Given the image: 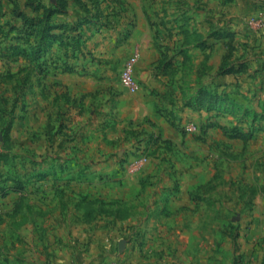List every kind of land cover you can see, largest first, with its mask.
<instances>
[{
    "label": "rangeland",
    "instance_id": "374dc122",
    "mask_svg": "<svg viewBox=\"0 0 264 264\" xmlns=\"http://www.w3.org/2000/svg\"><path fill=\"white\" fill-rule=\"evenodd\" d=\"M138 36L181 142L119 115L144 89L121 84ZM185 108L195 120L177 124ZM0 264H264V11L0 0Z\"/></svg>",
    "mask_w": 264,
    "mask_h": 264
},
{
    "label": "crops",
    "instance_id": "0c3cea01",
    "mask_svg": "<svg viewBox=\"0 0 264 264\" xmlns=\"http://www.w3.org/2000/svg\"><path fill=\"white\" fill-rule=\"evenodd\" d=\"M260 4L261 3L255 2L253 0V9L256 8L258 10L261 8L262 11H264V4H261L262 7H257V5L260 6ZM135 40H138L143 45V49L141 50V59L136 66L135 75L143 84L144 89H142L137 97L121 99L118 104L119 115L122 120H124V118H133L135 121L144 123V127L147 128V130H151V132L154 131L157 135L161 134V136L164 138H171L177 142H181L180 133L175 128H173L169 119H166L156 113V107L159 106L168 109L169 112L172 110L176 112L177 106H180L178 102L173 105L160 99L161 96H159V93L165 89V84H163L160 74L156 73V61L158 58L156 55V50L154 49L153 45L149 43L146 36L143 38L138 36ZM104 68L109 67L104 66ZM96 70L97 67H95V69L91 70L90 72H94ZM63 79L66 83H68V86L77 93L93 90L96 86V78L92 75L81 77L67 74L65 77H63ZM183 111L184 113H181V111L179 112L180 117L178 122L176 121L177 124L179 123L181 125H185L190 121L195 120V117L192 115V112L189 108H185ZM145 121L152 122L151 127H149ZM123 125H126V123ZM189 142L190 143L188 144L197 145L199 141L194 143L195 141L189 139ZM195 173H198L201 177L203 172L201 170L195 171ZM189 174L191 175V173ZM181 202L183 201H178L179 204ZM182 214L186 215L187 212H182ZM185 231L188 235L193 234V230L190 228H185ZM188 242H190L192 245L191 241H188L187 237L186 244H188Z\"/></svg>",
    "mask_w": 264,
    "mask_h": 264
},
{
    "label": "built area",
    "instance_id": "2783aa9c",
    "mask_svg": "<svg viewBox=\"0 0 264 264\" xmlns=\"http://www.w3.org/2000/svg\"><path fill=\"white\" fill-rule=\"evenodd\" d=\"M141 59V52L135 51V53L125 63L121 73V84L122 86L132 92L136 93L142 89L141 84L135 77V68Z\"/></svg>",
    "mask_w": 264,
    "mask_h": 264
}]
</instances>
